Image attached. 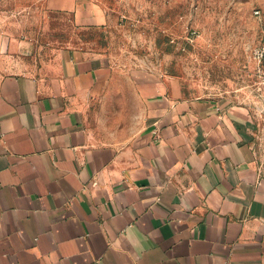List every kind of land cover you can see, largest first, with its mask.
<instances>
[{"label": "crops", "instance_id": "obj_1", "mask_svg": "<svg viewBox=\"0 0 264 264\" xmlns=\"http://www.w3.org/2000/svg\"><path fill=\"white\" fill-rule=\"evenodd\" d=\"M29 45L0 25V264H264L250 104L138 83L126 103L111 55Z\"/></svg>", "mask_w": 264, "mask_h": 264}, {"label": "rangeland", "instance_id": "obj_2", "mask_svg": "<svg viewBox=\"0 0 264 264\" xmlns=\"http://www.w3.org/2000/svg\"><path fill=\"white\" fill-rule=\"evenodd\" d=\"M78 1L97 5L107 24L77 26ZM0 25L28 37L31 57L63 49L111 55L126 103L133 83L164 87L172 99L247 102L264 178V98L249 60L264 43V0H0ZM110 118L109 126L124 128L131 115L125 108ZM87 126L96 132L101 124L91 117Z\"/></svg>", "mask_w": 264, "mask_h": 264}, {"label": "built area", "instance_id": "obj_3", "mask_svg": "<svg viewBox=\"0 0 264 264\" xmlns=\"http://www.w3.org/2000/svg\"><path fill=\"white\" fill-rule=\"evenodd\" d=\"M256 14H259L257 11ZM249 60L254 64V76L257 78L256 91L264 98V43L250 50Z\"/></svg>", "mask_w": 264, "mask_h": 264}]
</instances>
